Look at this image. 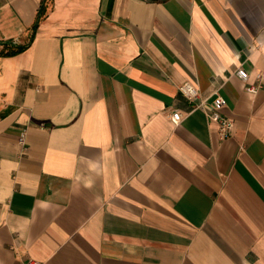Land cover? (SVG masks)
<instances>
[{"label": "crops", "instance_id": "crops-1", "mask_svg": "<svg viewBox=\"0 0 264 264\" xmlns=\"http://www.w3.org/2000/svg\"><path fill=\"white\" fill-rule=\"evenodd\" d=\"M42 4L0 0V264H264V0Z\"/></svg>", "mask_w": 264, "mask_h": 264}, {"label": "built area", "instance_id": "built-area-1", "mask_svg": "<svg viewBox=\"0 0 264 264\" xmlns=\"http://www.w3.org/2000/svg\"><path fill=\"white\" fill-rule=\"evenodd\" d=\"M237 73L244 80L248 79L249 74L245 69L240 68L238 69ZM247 89L255 93L257 92L258 86L252 84L249 85ZM180 90L189 99L199 102V104H203L200 98L199 89L194 84L190 82H186L180 86ZM225 105H226L225 98L222 97L221 95H218L214 100L213 109L208 113L209 120L217 125L219 135L222 139H225L228 136H230L234 129L233 120L223 114L222 110ZM170 118L174 124H178L183 119V115L180 111H173L170 114ZM22 140H24V136H22ZM27 264H41V263L36 260H30Z\"/></svg>", "mask_w": 264, "mask_h": 264}, {"label": "trees", "instance_id": "trees-1", "mask_svg": "<svg viewBox=\"0 0 264 264\" xmlns=\"http://www.w3.org/2000/svg\"><path fill=\"white\" fill-rule=\"evenodd\" d=\"M48 1L49 0H43L42 7H41L39 14H38V19L34 25L35 29L37 28L40 19L45 15V13L47 11ZM27 47H28V44H19L18 45V44H14L13 42H6L5 43V51H2L1 53L5 54V55H15L17 53L22 52Z\"/></svg>", "mask_w": 264, "mask_h": 264}]
</instances>
